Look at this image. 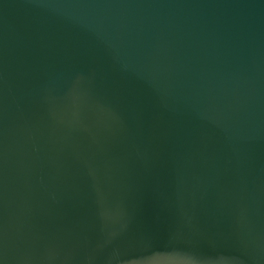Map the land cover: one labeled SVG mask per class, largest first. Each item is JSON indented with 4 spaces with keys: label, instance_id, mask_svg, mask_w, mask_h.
Instances as JSON below:
<instances>
[{
    "label": "water",
    "instance_id": "obj_1",
    "mask_svg": "<svg viewBox=\"0 0 264 264\" xmlns=\"http://www.w3.org/2000/svg\"><path fill=\"white\" fill-rule=\"evenodd\" d=\"M0 264H264V0H0Z\"/></svg>",
    "mask_w": 264,
    "mask_h": 264
}]
</instances>
